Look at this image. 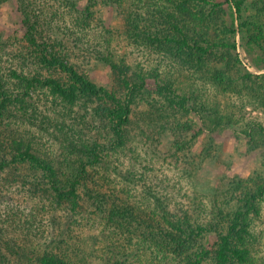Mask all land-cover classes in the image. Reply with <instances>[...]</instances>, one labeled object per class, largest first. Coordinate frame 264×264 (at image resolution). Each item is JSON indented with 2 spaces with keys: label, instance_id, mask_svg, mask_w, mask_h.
<instances>
[{
  "label": "trees",
  "instance_id": "1",
  "mask_svg": "<svg viewBox=\"0 0 264 264\" xmlns=\"http://www.w3.org/2000/svg\"><path fill=\"white\" fill-rule=\"evenodd\" d=\"M13 1L22 35L0 33V264H264V177L185 204L148 153L168 130L231 129L264 150V0ZM105 7L161 63L116 60L100 20L105 45H82L76 28ZM76 52L110 69V89Z\"/></svg>",
  "mask_w": 264,
  "mask_h": 264
},
{
  "label": "rangeland",
  "instance_id": "2",
  "mask_svg": "<svg viewBox=\"0 0 264 264\" xmlns=\"http://www.w3.org/2000/svg\"><path fill=\"white\" fill-rule=\"evenodd\" d=\"M83 3H80L81 6ZM96 10L100 12L96 13L95 20L85 29L78 27L76 29H80V31L74 32L82 45L93 46V48L105 45L102 36L106 34L97 26L101 21L105 30L112 31L107 34L112 36L107 45L113 46V57L116 60L123 59L127 63L140 64L144 70L161 63L157 55H149L145 50H137L133 46L132 41L126 36L121 17L114 8L105 7ZM0 33L3 39H7L8 36L19 38L22 35L20 17L13 0L0 5ZM76 54L77 60L73 58L74 63L76 61V64L98 86L110 89L112 86L110 69L92 57L83 60L79 53L76 52ZM165 64L162 63L161 67ZM249 70L254 74L264 73V71L258 73ZM249 111L254 117L263 118L260 113L258 114L254 110L249 109ZM192 132L178 135L176 132L168 130L163 135L154 138L156 139L153 142L155 146L148 151L153 156L152 173L156 177L166 176L168 178L167 185L176 194V201L181 200L179 202L188 204L192 202V199L197 198L202 204H210V198L215 192L217 193L214 196H225L222 191L235 180L255 175L264 177V150L251 152L244 138L236 131L230 129L218 133L206 132L191 140ZM101 142L103 143L104 140ZM186 143L188 144L184 146ZM177 147H180V150H177ZM142 158L147 157L142 156ZM178 195L182 198L180 199ZM224 201L225 199L221 197L219 203ZM226 201H230V198ZM19 203L20 206H27L24 202L20 201ZM220 206L224 208L221 204ZM226 207H228V203ZM261 207L264 213V201ZM229 208L235 209L236 205L231 204L230 201ZM256 224V231L261 233L260 243L264 249V217L262 214L256 219Z\"/></svg>",
  "mask_w": 264,
  "mask_h": 264
}]
</instances>
